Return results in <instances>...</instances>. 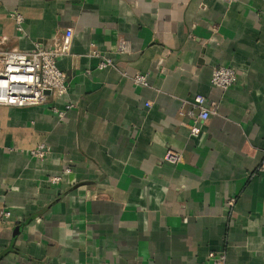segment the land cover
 Instances as JSON below:
<instances>
[{"label":"crops","instance_id":"1","mask_svg":"<svg viewBox=\"0 0 264 264\" xmlns=\"http://www.w3.org/2000/svg\"><path fill=\"white\" fill-rule=\"evenodd\" d=\"M68 30L66 93L0 107V264H264V0H0V57Z\"/></svg>","mask_w":264,"mask_h":264},{"label":"built area","instance_id":"2","mask_svg":"<svg viewBox=\"0 0 264 264\" xmlns=\"http://www.w3.org/2000/svg\"><path fill=\"white\" fill-rule=\"evenodd\" d=\"M230 3L233 0H223ZM18 29L22 23V18L17 13H10ZM71 32L67 31L62 41L55 42L51 49H45L41 45H36L33 51L21 52L11 50L1 54L0 57V107L26 108L38 107L45 104L49 98L59 99L67 91L65 75L57 67V59L69 53ZM110 59L102 58L98 64V69L103 70L111 67ZM135 86L148 87L147 77L136 74L132 77ZM236 80V72L231 67L219 66L213 69L211 74V85L222 89H229ZM188 115L196 116L199 121H206L210 116L209 110L205 107V100L201 96H195L192 100ZM66 105L62 110L54 112L62 117L70 110ZM199 129L193 126L190 130L191 136H196ZM47 149L44 145H38L30 151V156L37 160H42ZM163 161L169 164H178L180 156L177 153L168 151L163 157ZM264 170V160L262 163ZM53 181H57L54 179ZM9 213L0 212V221L7 219ZM205 264H226V253L224 250H217L208 253Z\"/></svg>","mask_w":264,"mask_h":264}]
</instances>
